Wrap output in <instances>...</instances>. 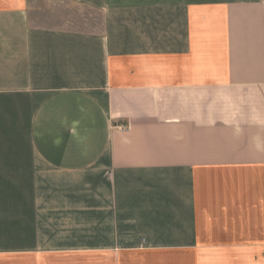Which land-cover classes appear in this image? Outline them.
I'll return each mask as SVG.
<instances>
[{"label":"crops","instance_id":"1","mask_svg":"<svg viewBox=\"0 0 264 264\" xmlns=\"http://www.w3.org/2000/svg\"><path fill=\"white\" fill-rule=\"evenodd\" d=\"M0 0V264H264V0Z\"/></svg>","mask_w":264,"mask_h":264},{"label":"rangeland","instance_id":"2","mask_svg":"<svg viewBox=\"0 0 264 264\" xmlns=\"http://www.w3.org/2000/svg\"><path fill=\"white\" fill-rule=\"evenodd\" d=\"M37 22L45 25L78 30H99L102 17L99 11L78 0H28Z\"/></svg>","mask_w":264,"mask_h":264}]
</instances>
